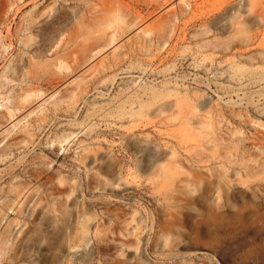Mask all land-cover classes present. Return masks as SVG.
Segmentation results:
<instances>
[{
  "label": "rangeland",
  "instance_id": "obj_1",
  "mask_svg": "<svg viewBox=\"0 0 264 264\" xmlns=\"http://www.w3.org/2000/svg\"><path fill=\"white\" fill-rule=\"evenodd\" d=\"M0 264H264V0H0Z\"/></svg>",
  "mask_w": 264,
  "mask_h": 264
},
{
  "label": "bare ground",
  "instance_id": "obj_2",
  "mask_svg": "<svg viewBox=\"0 0 264 264\" xmlns=\"http://www.w3.org/2000/svg\"><path fill=\"white\" fill-rule=\"evenodd\" d=\"M85 231V230H84Z\"/></svg>",
  "mask_w": 264,
  "mask_h": 264
}]
</instances>
